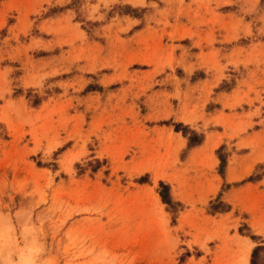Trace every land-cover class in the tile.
Wrapping results in <instances>:
<instances>
[{
  "label": "rangeland",
  "instance_id": "rangeland-1",
  "mask_svg": "<svg viewBox=\"0 0 264 264\" xmlns=\"http://www.w3.org/2000/svg\"><path fill=\"white\" fill-rule=\"evenodd\" d=\"M257 245L264 0H0V264H251Z\"/></svg>",
  "mask_w": 264,
  "mask_h": 264
},
{
  "label": "trees",
  "instance_id": "trees-1",
  "mask_svg": "<svg viewBox=\"0 0 264 264\" xmlns=\"http://www.w3.org/2000/svg\"><path fill=\"white\" fill-rule=\"evenodd\" d=\"M181 123H178L175 128L176 130H181L183 132V134L187 137V146L191 147L194 145L199 144L202 141V137L201 135L197 134L195 131L193 130H187V127H184L183 125H181L182 127H178ZM186 128V129H184ZM219 160H220V167H222L224 165V158L222 156V154L217 151ZM159 195L161 197V200L168 204L171 205L172 201L171 198L169 196V192H168V185L160 182L159 183ZM179 204V203H178ZM264 250V245H257L253 248L252 253H251V264H264L263 262L259 261V251L260 250Z\"/></svg>",
  "mask_w": 264,
  "mask_h": 264
},
{
  "label": "bare ground",
  "instance_id": "bare-ground-1",
  "mask_svg": "<svg viewBox=\"0 0 264 264\" xmlns=\"http://www.w3.org/2000/svg\"><path fill=\"white\" fill-rule=\"evenodd\" d=\"M245 264H249V263H246V262H245Z\"/></svg>",
  "mask_w": 264,
  "mask_h": 264
}]
</instances>
